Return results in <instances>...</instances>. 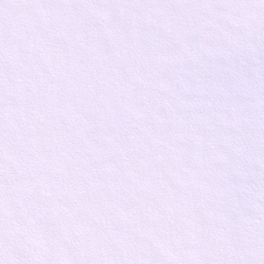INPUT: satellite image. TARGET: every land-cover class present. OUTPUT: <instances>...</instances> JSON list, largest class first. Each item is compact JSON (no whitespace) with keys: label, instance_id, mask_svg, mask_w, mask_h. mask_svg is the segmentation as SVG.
Masks as SVG:
<instances>
[{"label":"snow or ice","instance_id":"obj_1","mask_svg":"<svg viewBox=\"0 0 264 264\" xmlns=\"http://www.w3.org/2000/svg\"><path fill=\"white\" fill-rule=\"evenodd\" d=\"M0 264H264V0H0Z\"/></svg>","mask_w":264,"mask_h":264}]
</instances>
